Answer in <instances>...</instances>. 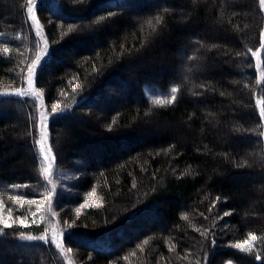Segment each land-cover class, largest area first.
Masks as SVG:
<instances>
[{
	"label": "trees",
	"instance_id": "1",
	"mask_svg": "<svg viewBox=\"0 0 264 264\" xmlns=\"http://www.w3.org/2000/svg\"><path fill=\"white\" fill-rule=\"evenodd\" d=\"M26 2L0 0V219L14 225L0 264H65L50 237L27 238L50 221L75 264H264L259 0H38L34 86L61 107L47 123L59 188L35 105L2 95L37 52ZM173 87L174 103L153 104Z\"/></svg>",
	"mask_w": 264,
	"mask_h": 264
},
{
	"label": "rangeland",
	"instance_id": "2",
	"mask_svg": "<svg viewBox=\"0 0 264 264\" xmlns=\"http://www.w3.org/2000/svg\"><path fill=\"white\" fill-rule=\"evenodd\" d=\"M27 2L25 3V15H26V20H27V24H28V29L29 31H31L32 33L34 32L37 35L38 41H37V52L36 54H31L32 56V62H30L29 60V64H28V69L26 70L25 74H24V79L23 82L20 84L19 88H17L16 90H11V91H6L4 92V94L2 95H8V94H12L15 96L20 97L21 99H29L33 102V104L35 105V114L36 117H34V122L36 124L37 127V134L35 139L37 140V148L35 147L38 157H39V161L41 164V168H42V175L44 178V181L50 185V186H54L59 188V184L61 185V174L59 175V172L56 169V167L54 166L53 168V159H52V152L49 151L50 147H49V143H48V139H47V123L48 120L50 118L51 115H54L53 113V107L57 108V112L55 114H57L58 112L61 111V107H59V104H54L52 107L48 108L46 107L41 92L38 91L35 86H34V76L31 77V83H29V69L31 68V66L35 63L37 57H39L40 52L43 51L44 49V39H43V35H42V29L39 26L38 22L36 20L32 19V15H36V8L33 9V13L30 14L27 9L28 7H30L28 0H26ZM38 1V0H37ZM21 91L24 93V95H17V91ZM170 91H167L164 94L161 93H157L156 97H160V98H166L168 97ZM3 106H0V110H2ZM16 119L17 120H21V117L19 115H16ZM35 140V142H36ZM48 169L52 175H48L44 170ZM66 176V175H65ZM63 178V177H62ZM49 181H51V183H49ZM50 190V193L52 194V190ZM51 196H48V198H50ZM90 200V199H89ZM42 210L45 212V214L48 216L51 213L49 212L48 208L46 207V203L43 206ZM9 222V221H8ZM50 225V232L46 231V233H43L44 236L46 238H51L53 240V236H55V243H60L57 238L60 237V234L57 232L56 228H53V222L50 221L49 222ZM64 248V247H63ZM65 249V248H64ZM65 253L66 255L63 256L65 264H75L73 258H72V251L71 252H67V250L65 249ZM228 264V263H227ZM230 264V263H229Z\"/></svg>",
	"mask_w": 264,
	"mask_h": 264
},
{
	"label": "snow or ice",
	"instance_id": "3",
	"mask_svg": "<svg viewBox=\"0 0 264 264\" xmlns=\"http://www.w3.org/2000/svg\"><path fill=\"white\" fill-rule=\"evenodd\" d=\"M259 2H260V5L262 7H264V0H259ZM28 3L30 5V7H28L27 11L30 14H32L33 13V9L38 6L37 5V0H28ZM32 19L33 20L36 19L35 15H32ZM100 19L103 20L105 18L104 17H101ZM155 19H156V23L157 24H160L162 22L160 17H156ZM148 24H149V26H152V21L149 20L148 21ZM153 31H155V28L154 27H153ZM262 35H264V33H262ZM253 55H256V53H253ZM41 63H42V58L41 57H37L36 62L29 69V83H31V77L34 76L36 74L37 70H38L37 69V65H40ZM177 91H178V89L176 87L171 88L170 89V92L168 94V97H166V98L156 97L153 100V104L156 105V106H161L162 107V106H165L167 104L174 103L175 100H176V98H177ZM16 94L17 95H24V93L21 92V91H19V90L17 91ZM56 112H57V108L56 107H53V113L55 114ZM260 116L262 118H264V109L261 110ZM49 151H51V149H49ZM44 171L48 175H52V173L48 169H45ZM49 183H51V181H49ZM49 208H50V211H51V205L49 206ZM33 215H35V214L33 213ZM53 215H54V213H53ZM226 215H227V213H226ZM184 219H187V216H185ZM33 222H35V221H33ZM20 224L21 225L24 224L23 218L20 219ZM13 227H14V225L11 224V223H9L7 220L0 219V235H3L4 234V232H3L4 229H11ZM248 237H249V239L245 240L243 242V244H237V245H235V247L238 248V249H240L241 251H245V252L250 251V249L252 247L251 241H255L256 240V236L254 234H252V233H249L248 234ZM27 238L28 239H40V240L45 241V243L48 242V240H47V238L45 236H40V237H32V236H29ZM52 242L55 243V236H53ZM144 243H147V241H145ZM55 246L59 250V252H60V254L62 256L66 255L65 249L63 248L62 243H55ZM71 251H72L71 248H68L67 249V252H71ZM256 259H260V256H257ZM69 264H70V262H69Z\"/></svg>",
	"mask_w": 264,
	"mask_h": 264
}]
</instances>
